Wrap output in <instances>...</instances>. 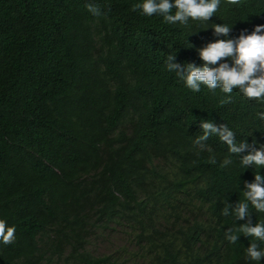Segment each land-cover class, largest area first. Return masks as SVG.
I'll list each match as a JSON object with an SVG mask.
<instances>
[{
	"label": "trees",
	"instance_id": "trees-1",
	"mask_svg": "<svg viewBox=\"0 0 264 264\" xmlns=\"http://www.w3.org/2000/svg\"><path fill=\"white\" fill-rule=\"evenodd\" d=\"M134 2L0 0V218L16 226L0 264H255L251 237L225 239L242 221L221 209L243 198L240 180L256 169L214 135L213 163L194 138L205 118L228 123L237 141L251 142L250 128L264 142L260 105L187 89L166 54L199 63L186 37L197 30L187 39L200 47L211 28L163 23ZM261 11V0H222L211 21L249 16L236 35L264 23ZM250 211L253 223L264 217ZM117 228L126 243L96 251Z\"/></svg>",
	"mask_w": 264,
	"mask_h": 264
},
{
	"label": "clouds",
	"instance_id": "clouds-1",
	"mask_svg": "<svg viewBox=\"0 0 264 264\" xmlns=\"http://www.w3.org/2000/svg\"><path fill=\"white\" fill-rule=\"evenodd\" d=\"M230 5L240 6L241 0H228ZM264 3V0H261ZM222 0H135L131 7L139 10L146 17L159 16L163 23L188 26L190 21L200 22V30L211 28L212 39L202 46L196 47L187 39L190 34L198 33L190 30L186 40L189 46L195 48L199 63L195 61L178 62L176 51H169L164 61L165 69L174 73L184 86L192 92H199L202 86L209 90L219 89L226 94L220 103L232 100V95H240L247 100L260 105L254 114V119L264 121V23L254 24L249 31L247 28L233 32L237 21H245L247 17H240L232 23H216L211 18L220 8ZM93 15H99V8L93 4L86 5ZM252 11V10H250ZM260 11V9H256ZM264 13V11H261ZM209 22L211 26H208ZM199 134L194 143L201 150L210 153V159L215 163V154L210 145L205 142L210 136H216L228 147V152L239 155L242 169L255 167L253 179L240 180L242 199L226 202L221 214L232 215L237 221H242L232 228L225 229V239L235 244L241 235L251 237L245 247V259L262 264L264 262V217L255 223L251 219V208L258 213H264V142L254 138L255 134L247 128L253 136L251 142L246 139L237 141L236 132L228 123H217L213 119L202 118L199 121ZM241 153H243L241 155ZM231 157H224L221 166L230 164ZM16 226L8 224L6 219L0 218V244H10L15 239Z\"/></svg>",
	"mask_w": 264,
	"mask_h": 264
},
{
	"label": "rangeland",
	"instance_id": "rangeland-1",
	"mask_svg": "<svg viewBox=\"0 0 264 264\" xmlns=\"http://www.w3.org/2000/svg\"><path fill=\"white\" fill-rule=\"evenodd\" d=\"M125 238V234L120 231L119 228H117L116 232L112 235L111 238L105 240L98 239L97 241H94V247H96V251L100 253L109 251L111 249L114 250L126 243Z\"/></svg>",
	"mask_w": 264,
	"mask_h": 264
}]
</instances>
